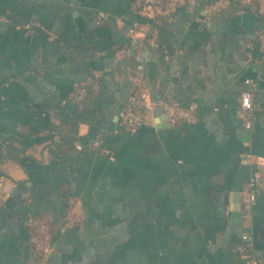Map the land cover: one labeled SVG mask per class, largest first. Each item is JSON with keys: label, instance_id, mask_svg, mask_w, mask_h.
Segmentation results:
<instances>
[{"label": "crops", "instance_id": "1", "mask_svg": "<svg viewBox=\"0 0 264 264\" xmlns=\"http://www.w3.org/2000/svg\"><path fill=\"white\" fill-rule=\"evenodd\" d=\"M0 15L15 19L0 23V209L13 192L27 207L5 221L0 210V264H245L247 232L264 264V194L242 202L248 177L264 174V65L245 60L264 0H0ZM245 78L261 106L250 132L237 108ZM136 85L177 105L128 133L117 113ZM66 111L86 121L60 161L72 166L62 206L43 181L60 160L48 123ZM29 177L42 188L22 189Z\"/></svg>", "mask_w": 264, "mask_h": 264}, {"label": "built area", "instance_id": "2", "mask_svg": "<svg viewBox=\"0 0 264 264\" xmlns=\"http://www.w3.org/2000/svg\"><path fill=\"white\" fill-rule=\"evenodd\" d=\"M149 2L150 0H132V8L134 10H142ZM98 16L102 18L104 14L99 12ZM6 20L5 16L0 15V23L6 22ZM245 60L247 63L255 64L259 67L264 65V33L260 38L257 55L254 53L252 42L246 44ZM243 85L246 90L241 91L238 95L237 108L243 115V128L250 132L255 127L256 115L261 107L260 101H257L259 87L255 78H245ZM262 102H264V95H262ZM176 105L177 102L170 97L161 98L158 101L149 100L146 98L141 86L136 85L117 113L118 124L122 131L131 133L145 123H152L153 111L156 107H160L162 111H167ZM74 147L76 149L80 148V143L76 140L74 141ZM240 162L246 165L253 163V155L246 151L240 156ZM260 194H264V174L255 172L247 179L242 194V202L247 207H250ZM238 256L245 264H263L253 253V236L248 232L242 235Z\"/></svg>", "mask_w": 264, "mask_h": 264}, {"label": "trees", "instance_id": "3", "mask_svg": "<svg viewBox=\"0 0 264 264\" xmlns=\"http://www.w3.org/2000/svg\"><path fill=\"white\" fill-rule=\"evenodd\" d=\"M7 18V17H6ZM8 20L12 21V23H15L14 18H7ZM251 42L253 44V50L255 55H257V49L259 47L260 41L258 38H252ZM245 52H246V47H245ZM86 113L83 111L82 113H78L76 115H72L68 113L67 111L62 113L61 119L58 121V123H52L49 121L48 123V139H49V144H48V151L52 156L56 159L59 160L56 162L54 165L55 167H49L50 170H52V177L50 180L43 181L44 184H56L58 188V197L60 199V203L62 206L66 205V200H68V193L67 190L63 191L62 188L66 184L68 187V181L67 177H72V166H67L69 167V170L67 171V167H65L62 163L65 162H60L64 156H68L71 153H74L76 149L73 146V143L76 139H80V136L77 135V128L78 124L80 122H85L86 121ZM53 166V165H52ZM48 166H44V169L47 170ZM48 168V169H49ZM67 171V172H66ZM66 174L68 175L66 177ZM28 182L30 186L38 188H42L41 186L44 184H38L37 182L33 181L28 178V181H20L18 182V185L20 187H25V183ZM22 193H12L10 198H8L7 202L5 203L6 207H2L1 213L4 212V221L5 219L9 218H16V214L20 209H17V205L27 208L23 205L24 201L23 198H21ZM42 196V194H41ZM25 210V209H24ZM21 219V218H20ZM27 234V229L25 226H23V235L26 236Z\"/></svg>", "mask_w": 264, "mask_h": 264}, {"label": "water", "instance_id": "4", "mask_svg": "<svg viewBox=\"0 0 264 264\" xmlns=\"http://www.w3.org/2000/svg\"><path fill=\"white\" fill-rule=\"evenodd\" d=\"M5 26H6V23L0 24V27H5ZM153 115L154 116L155 115L156 116L164 115V117L167 118V114H165L164 111H162V109L160 107H156L155 108V110L153 111ZM164 120H166V119H160V121H164ZM98 129L99 128L97 126L89 125L88 126V129H87V132H86V135L87 136H92V135H94L98 131ZM239 208H240L239 204H237V205L235 204V206H234V212L232 213V216L238 218L239 213H240V211H239L240 209ZM258 232L261 234L262 237H264V227L258 229Z\"/></svg>", "mask_w": 264, "mask_h": 264}]
</instances>
